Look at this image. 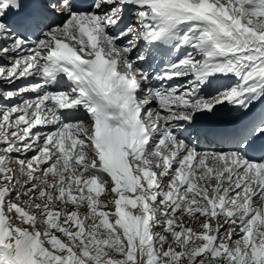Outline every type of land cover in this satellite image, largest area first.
Wrapping results in <instances>:
<instances>
[{
    "label": "snow or ice",
    "instance_id": "6c2138e0",
    "mask_svg": "<svg viewBox=\"0 0 264 264\" xmlns=\"http://www.w3.org/2000/svg\"><path fill=\"white\" fill-rule=\"evenodd\" d=\"M0 264H264V0H0Z\"/></svg>",
    "mask_w": 264,
    "mask_h": 264
}]
</instances>
